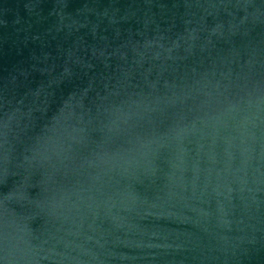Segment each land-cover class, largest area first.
Instances as JSON below:
<instances>
[{"label":"water","instance_id":"1","mask_svg":"<svg viewBox=\"0 0 264 264\" xmlns=\"http://www.w3.org/2000/svg\"><path fill=\"white\" fill-rule=\"evenodd\" d=\"M0 264H264V0H0Z\"/></svg>","mask_w":264,"mask_h":264}]
</instances>
